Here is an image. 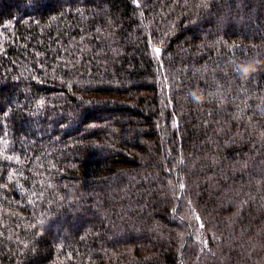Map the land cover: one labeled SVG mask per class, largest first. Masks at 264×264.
Segmentation results:
<instances>
[{"label":"trees","instance_id":"1","mask_svg":"<svg viewBox=\"0 0 264 264\" xmlns=\"http://www.w3.org/2000/svg\"><path fill=\"white\" fill-rule=\"evenodd\" d=\"M0 264H264V0H0Z\"/></svg>","mask_w":264,"mask_h":264}]
</instances>
